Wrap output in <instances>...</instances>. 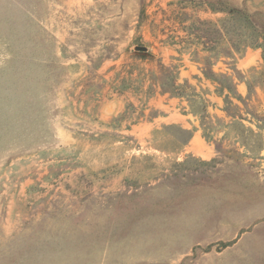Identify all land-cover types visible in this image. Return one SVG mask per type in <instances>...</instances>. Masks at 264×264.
I'll list each match as a JSON object with an SVG mask.
<instances>
[{"label": "rangeland", "instance_id": "obj_1", "mask_svg": "<svg viewBox=\"0 0 264 264\" xmlns=\"http://www.w3.org/2000/svg\"><path fill=\"white\" fill-rule=\"evenodd\" d=\"M0 264H264V0H0Z\"/></svg>", "mask_w": 264, "mask_h": 264}, {"label": "trees", "instance_id": "obj_2", "mask_svg": "<svg viewBox=\"0 0 264 264\" xmlns=\"http://www.w3.org/2000/svg\"><path fill=\"white\" fill-rule=\"evenodd\" d=\"M232 15H236V14H242V11L239 9H231L230 10ZM245 16V15H244Z\"/></svg>", "mask_w": 264, "mask_h": 264}, {"label": "water", "instance_id": "obj_3", "mask_svg": "<svg viewBox=\"0 0 264 264\" xmlns=\"http://www.w3.org/2000/svg\"><path fill=\"white\" fill-rule=\"evenodd\" d=\"M138 49H140V50H144V49H145V47H138Z\"/></svg>", "mask_w": 264, "mask_h": 264}]
</instances>
